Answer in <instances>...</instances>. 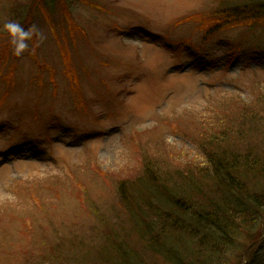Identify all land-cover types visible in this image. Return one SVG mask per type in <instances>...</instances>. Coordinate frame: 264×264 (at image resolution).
Returning <instances> with one entry per match:
<instances>
[{
  "label": "rangeland",
  "instance_id": "rangeland-1",
  "mask_svg": "<svg viewBox=\"0 0 264 264\" xmlns=\"http://www.w3.org/2000/svg\"><path fill=\"white\" fill-rule=\"evenodd\" d=\"M25 1L0 0V28L33 22L46 36L17 57L0 31V264H57L42 248L71 250L66 238L100 226L93 210L115 212L118 184L144 173V157L193 162L210 100L264 96V23L207 34L188 20L247 0H47V17ZM262 225L241 248L246 264H264Z\"/></svg>",
  "mask_w": 264,
  "mask_h": 264
},
{
  "label": "trees",
  "instance_id": "trees-1",
  "mask_svg": "<svg viewBox=\"0 0 264 264\" xmlns=\"http://www.w3.org/2000/svg\"><path fill=\"white\" fill-rule=\"evenodd\" d=\"M43 1L46 5L32 3L31 15L36 8L46 17L51 13V2ZM66 6L63 17L69 19ZM188 18L207 34L263 24L264 0H247L218 17ZM6 53L0 47V74L10 50ZM15 70L13 64L12 76ZM70 77L76 85L75 74ZM207 105L205 134L197 141L200 154L190 165L173 163L171 155L168 160L159 154L144 157V173L118 184L116 213L111 206H97L92 213L100 226L91 221L88 233L66 238L71 250L42 248L39 256L56 258L57 264H246L244 251L263 236L264 96L249 103L232 99L216 106L210 100ZM254 118L258 126L252 124Z\"/></svg>",
  "mask_w": 264,
  "mask_h": 264
},
{
  "label": "clouds",
  "instance_id": "clouds-1",
  "mask_svg": "<svg viewBox=\"0 0 264 264\" xmlns=\"http://www.w3.org/2000/svg\"><path fill=\"white\" fill-rule=\"evenodd\" d=\"M0 31H5L10 37L13 54L21 57L30 49V41L33 39L43 41L46 39L45 34L36 25L25 27L22 23L16 20H7L3 23Z\"/></svg>",
  "mask_w": 264,
  "mask_h": 264
}]
</instances>
